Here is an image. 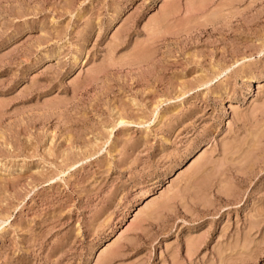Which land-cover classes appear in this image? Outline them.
Returning <instances> with one entry per match:
<instances>
[{"label":"rangeland","instance_id":"obj_1","mask_svg":"<svg viewBox=\"0 0 264 264\" xmlns=\"http://www.w3.org/2000/svg\"><path fill=\"white\" fill-rule=\"evenodd\" d=\"M0 264H264V0H0Z\"/></svg>","mask_w":264,"mask_h":264}]
</instances>
